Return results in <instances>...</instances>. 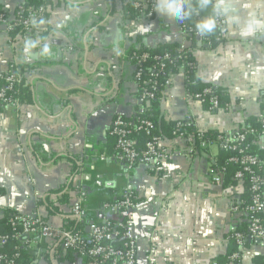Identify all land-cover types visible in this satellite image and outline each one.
<instances>
[{
    "label": "crops",
    "instance_id": "crops-1",
    "mask_svg": "<svg viewBox=\"0 0 264 264\" xmlns=\"http://www.w3.org/2000/svg\"><path fill=\"white\" fill-rule=\"evenodd\" d=\"M129 1L48 0L53 15L47 32L14 39L0 32V73L11 66L32 68L26 77L31 104L18 111L0 108V219L6 213L35 216L62 229L74 220L71 209L83 192L89 217L78 229L85 232L92 218L107 215L104 202L128 190L136 205L118 217L139 236L135 264H217L227 253L231 230L247 227L245 214L233 211L242 204L243 183L215 185L208 175L217 145L190 153L187 140L163 138L161 146L171 156L158 170L142 165L127 170L109 129L116 115L129 121L150 109L138 101L135 67L125 57L137 38L145 49L191 46L196 78L228 98L226 107L205 110L188 96L185 71L179 69L158 100L164 123L190 118L197 132L225 135L255 123L264 94V28L247 37L223 31L220 42L206 48L187 43L178 22L155 9L125 19ZM22 2L0 0V7L12 16ZM251 144L264 174V131ZM66 157L79 162L77 172ZM64 195L69 203L52 214L49 204ZM24 245L32 264H86L60 240L42 239L38 232L26 236ZM239 252V264H260L264 243L247 240Z\"/></svg>",
    "mask_w": 264,
    "mask_h": 264
},
{
    "label": "built area",
    "instance_id": "built-area-1",
    "mask_svg": "<svg viewBox=\"0 0 264 264\" xmlns=\"http://www.w3.org/2000/svg\"><path fill=\"white\" fill-rule=\"evenodd\" d=\"M43 6L37 9H28L27 15L24 16V10L18 9V12L12 16H0V32L9 34L16 28H20L18 36H34L39 37L40 34L47 32L50 25L49 18L53 15V10L48 0H41ZM48 2V3H47ZM134 7L142 10L153 11L155 6L148 0H136ZM180 31L185 39L186 35L191 37V41L187 43H195L206 48H213V43H219L222 38L223 31H218L214 42L206 37L198 35L194 28H185L184 21H177ZM186 43V44H187ZM184 44L179 46V50L183 51ZM147 55H143L140 60L136 61L137 67L140 61H144ZM169 55L156 56L154 61L157 65L153 70L155 73L151 78L145 82L146 88L142 89V93L138 101L142 104H147L155 99V93L158 90V85L155 81L157 75L161 74L164 60H169ZM186 67L193 68V65L183 64L180 69ZM14 66L9 67L6 72L0 73V104L2 107H11L15 110H20L22 105L13 99L12 93L14 91L16 79L14 75H9ZM142 73V69L135 68V77L138 79ZM211 94L209 89L204 90L201 95H190L192 99L204 104L207 96ZM261 112L257 116L254 125L249 123L244 124L237 132L226 135L224 140L219 139L216 143L219 150L236 151L241 155L240 159H230V162L241 167L233 175L235 182H243V173L248 177V191L250 193V202L245 207L236 206L233 208L234 212L242 211L246 216L247 227L246 232L241 233L236 230H231L230 238L236 244L238 251L229 256L227 264H239L240 252L239 249L247 242V240H254L264 243V174L261 171V162L255 155L248 154L243 147L247 140V136L251 135L255 138L261 131H264V94L259 99ZM210 104L209 111H216L219 109V104L216 98L208 99ZM144 110L139 113L136 124L133 125L123 117L116 115L109 129V135L114 139V149L118 159L124 163L127 170L133 169L137 165H142L150 171L158 170L162 164L169 160V151L161 146L163 138L153 135L154 126L152 122L140 117ZM177 128H194L190 118L177 122ZM186 130L173 133L174 138L185 139L188 141L190 153H193L194 137L187 136ZM141 132L146 137L142 146H139L136 139L133 137L134 133ZM201 132L196 133V138L202 137ZM210 143H200L201 148H205ZM226 173V167H214V161L208 168V175L215 185L223 184V177ZM85 194L82 192L79 195L78 204L71 209L74 217L81 220L84 211L80 209L85 202ZM136 205V198L134 194L128 190H124L120 200L114 203H105L102 206V211L107 215L103 216L100 221L90 226L89 233L82 235L81 233L66 232L57 229L53 226L45 224L40 217L35 216H21L14 215L10 219L12 228L21 230L17 236L31 235L35 232L39 233L42 239H58L63 248L70 251L78 258L84 260L86 264H135V254L139 236L134 228L125 223L119 215L133 209ZM115 216L118 218L115 219ZM143 228V227H142ZM6 244V238L0 237V247ZM0 264H14L13 260L6 259L4 255L0 254Z\"/></svg>",
    "mask_w": 264,
    "mask_h": 264
},
{
    "label": "trees",
    "instance_id": "trees-1",
    "mask_svg": "<svg viewBox=\"0 0 264 264\" xmlns=\"http://www.w3.org/2000/svg\"><path fill=\"white\" fill-rule=\"evenodd\" d=\"M136 0H131L127 3V5L124 7V18L125 19H134L137 17H140L147 11H144L142 9H137L134 7V3ZM48 3V2H47ZM50 4V2H49ZM51 5V4H50ZM40 6H43V3L41 0H23L22 5L19 8H22L24 10V16L27 15V10L28 9H37ZM52 7V5H51ZM17 8L13 14L18 12ZM53 8V7H52ZM8 17V13L3 10L0 7V16ZM184 27L187 28H194V23L192 21H184ZM195 29V28H194ZM20 31V28H16L12 32L9 33V36L14 39L15 37L18 36ZM218 32L211 34L209 36H205L206 38L212 40L214 42V39L216 38ZM186 38L191 41V37L186 35ZM136 42H139V44L135 46H131L130 48L127 49L125 53L126 59H128L136 69H142V73L140 77L137 79L135 77V72L133 75V80L137 86V97L139 98L142 89L146 88L147 86L145 85V82H147L150 78L151 75L155 73L153 70L154 66L157 65L156 61H154V58L156 56H163L164 54L169 55V60H164L161 62L163 64L161 74L157 75L155 78V81L157 83L158 90L155 93V99L151 100L149 102L150 109H148L146 112H144L140 117L147 119L148 121L152 122L154 126L153 130V135L159 136L161 138H174L173 133L176 131L182 132L184 130L187 136L194 137L193 140V148L195 153H198L204 149H201L200 143H218L219 139L224 140L225 139V134H221L218 132H206L202 134V137L200 139L196 138V133L197 131L194 128H183L179 127L177 128V122L173 123H164L158 113V104H159V97L160 93L165 86L168 78L170 75L176 73L180 67L185 64V65H193V68L186 67L184 69L185 75H186V88L187 91L190 95H196L199 94L201 95L204 90L209 89L211 91V94L207 96V99L205 103L203 104V107L205 110H209L210 104L208 102V99L211 97H214L217 99L219 108L226 107L228 105V98L226 96V93L219 89V88H214L210 86L209 84H204L201 83L195 76V62L190 54L189 49L191 48H184L183 51L179 50V46L177 44H171V45H163L159 46L155 49H145L143 46L140 44V39L137 38ZM216 45V42L213 43V46ZM147 55V58L144 59V61H140V65L137 67L136 61L140 60L143 55ZM32 71V68L26 67V66H20V67H15L13 68L9 73V75H14L16 79L14 91L12 93L13 99L18 101L21 105H29L31 104V94L28 90V87L26 85V77L27 75ZM0 104V108H1ZM139 117L137 116L133 120H129V122L133 125L136 124V120ZM249 124L254 125L253 122H249ZM133 137L136 139L137 143L139 146H142L146 140V137L144 136L143 133L138 132L134 133ZM251 139L252 136L248 135L247 140L243 144H239V147H243L245 151L250 154V155H255L257 156V152L254 150L253 145L251 144ZM258 157V156H257ZM240 159L241 155L236 152V151H225V150H220L216 159L214 160V167L221 168V167H226V173L223 177V184H231L234 183L233 180V175L236 171L241 170V167L238 166L237 164H234L230 162V159ZM248 175L246 173H243V185L245 186V195L242 200V204L240 207H245L246 205L249 204L250 202V193L248 191ZM71 189V187H70ZM81 192H79L80 194ZM3 192L0 189V197L2 196ZM86 196V195H85ZM120 200V197L115 199V200H110L107 202H104L101 205L102 206L105 203H114ZM69 197L64 195L63 197H59L57 201L54 203L49 204L51 207V212L52 214H60L59 206L60 205H67L69 203ZM55 204L58 206L56 207ZM80 209L84 211L85 218L89 217L88 211H87V204H86V197H85V202L81 205ZM16 214H8L0 219V237H5L6 238V244L2 247H0V254L4 255L6 259L13 260L14 264H32L33 263V255L30 253L28 248L24 245V241L26 239V236L29 235H21L17 236L20 233V229L17 227L15 230L12 228L10 219ZM92 221L94 224L98 223L96 219L92 218ZM75 220H67L65 221L62 230L66 232H71V233H81L82 235H86L83 232V229H78L79 224L83 225V220L79 221L78 225H76ZM263 224H264V219H263ZM236 231H239L241 233L246 232V227L237 229ZM238 251V248L236 244L234 243L233 240H229V245L227 249V253L225 257L219 258L217 264H227L229 261V256L235 252ZM70 252V251H68ZM260 264H264V258L259 259Z\"/></svg>",
    "mask_w": 264,
    "mask_h": 264
},
{
    "label": "clouds",
    "instance_id": "clouds-1",
    "mask_svg": "<svg viewBox=\"0 0 264 264\" xmlns=\"http://www.w3.org/2000/svg\"><path fill=\"white\" fill-rule=\"evenodd\" d=\"M155 11L176 21H192L201 37L218 31L247 37L264 28V0H155Z\"/></svg>",
    "mask_w": 264,
    "mask_h": 264
},
{
    "label": "water",
    "instance_id": "water-1",
    "mask_svg": "<svg viewBox=\"0 0 264 264\" xmlns=\"http://www.w3.org/2000/svg\"><path fill=\"white\" fill-rule=\"evenodd\" d=\"M77 155H79V154H77ZM66 158H67V160H70V161L73 162L74 167H75V168H74V169H75V172H77L78 169H79V167H80L79 162H76V161L73 160L71 157H66ZM83 160H84V159H83ZM75 172H74V173H75ZM73 178H74V175L71 176V178L69 179V183H68V184H70V183L73 181ZM72 218L76 221V223L79 222V219H77L76 217H72ZM82 219H85V217H83ZM92 224H93L92 222L89 223V225H88V227H87V229H86V231H85L86 234L89 233L90 226H91ZM255 242H258V241H255Z\"/></svg>",
    "mask_w": 264,
    "mask_h": 264
},
{
    "label": "bare ground",
    "instance_id": "bare-ground-1",
    "mask_svg": "<svg viewBox=\"0 0 264 264\" xmlns=\"http://www.w3.org/2000/svg\"><path fill=\"white\" fill-rule=\"evenodd\" d=\"M83 217H85V216H83ZM81 220H83V219H81ZM81 220H79V221H81ZM93 224H94V223H93ZM61 230H62V229H61ZM84 233H85V232H84ZM85 234H86V233H85ZM87 234H88V233H87ZM87 234H86V235H87ZM66 251H67V250H66Z\"/></svg>",
    "mask_w": 264,
    "mask_h": 264
}]
</instances>
